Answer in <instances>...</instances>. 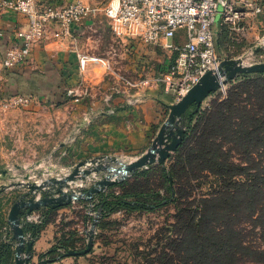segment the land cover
I'll list each match as a JSON object with an SVG mask.
<instances>
[{
    "label": "rangeland",
    "instance_id": "obj_1",
    "mask_svg": "<svg viewBox=\"0 0 264 264\" xmlns=\"http://www.w3.org/2000/svg\"><path fill=\"white\" fill-rule=\"evenodd\" d=\"M85 1L91 9L88 16L90 19L76 38L77 49L82 54L83 77L76 85L75 91L78 97L82 96L81 100H72L73 98L67 95L63 78L54 82L53 68L48 69L44 66L34 69L30 74L22 75L9 69L1 70L0 102L15 94L24 93L29 94L31 104L39 108L30 110L29 105L26 108L3 109L0 106V170L6 169V175L0 177V242H12L11 238L4 239V236L12 235L7 218L15 201L33 196L42 198L58 195L56 191L58 185L49 181L64 178L80 162L97 158L100 160L99 163L106 166L119 167L140 157L151 148L160 126L169 113V104H165L159 95H170L172 103L177 101L175 96L165 93L162 84L156 81L160 73L172 62V57L158 47L140 43L129 45V42L118 38L114 32L113 20L105 12L109 0ZM227 33L223 40L218 36L216 38L218 53L222 59H234L242 65L264 62V26L249 35ZM242 75H237L219 90L211 93L199 107L206 110L213 100L218 97H220L218 101L224 99L229 82ZM144 95L146 99L156 101L154 103H157L162 111L160 116L156 117L158 120L152 122L150 133L141 146L106 152L94 157L79 153L76 139L71 141L77 129L74 127L75 122L70 118V112L76 108V104L86 100V105H89L90 102L107 96L105 106L111 111H118L127 107L136 108L144 99ZM117 99L120 101L116 103ZM178 126L186 130L184 117ZM72 145L77 148L75 151L70 150ZM173 152L169 153L163 163L155 162L147 167L132 170L128 176L114 184L128 180L134 172L154 166L160 165L168 169ZM261 165H264V157ZM106 174L105 170L91 173L83 180L69 182L62 189L85 193ZM139 180L142 188L160 189L162 185L158 172H152L151 180L147 184H142V177ZM201 181V188L205 191L214 178ZM29 184H39L42 187L31 191ZM114 184L94 193L91 199H77L61 206L65 210H59L60 207L54 208L57 210L50 215L52 224H49V228L57 234L56 242L61 240L67 247L76 251L84 249L90 224L100 207L98 206L100 193L121 191L120 187H111ZM45 208L49 207L37 208L29 214H38L44 218ZM175 213L172 204L153 211L120 209L105 217L102 210V216L94 229L91 249L83 255L74 257H86L95 264H145L155 246L160 248L166 235L171 234L169 224L173 223ZM23 217L21 215L22 226ZM262 248L264 249V244ZM66 251L60 248L56 257H60ZM29 264H33L31 260Z\"/></svg>",
    "mask_w": 264,
    "mask_h": 264
},
{
    "label": "trees",
    "instance_id": "obj_2",
    "mask_svg": "<svg viewBox=\"0 0 264 264\" xmlns=\"http://www.w3.org/2000/svg\"><path fill=\"white\" fill-rule=\"evenodd\" d=\"M229 83L224 99L213 100L206 110H186V130L168 169L158 165L134 172L111 186L120 192L99 195L103 217L120 209L174 205L171 234L145 264H264V73ZM152 172L159 173L161 188H142L139 178L147 184ZM211 177L203 191L201 180ZM57 209L46 208L40 224H23L24 233L36 238ZM60 248L70 249L58 240L40 257L54 258ZM12 259L9 242L1 241L0 264Z\"/></svg>",
    "mask_w": 264,
    "mask_h": 264
},
{
    "label": "built area",
    "instance_id": "obj_3",
    "mask_svg": "<svg viewBox=\"0 0 264 264\" xmlns=\"http://www.w3.org/2000/svg\"><path fill=\"white\" fill-rule=\"evenodd\" d=\"M254 13L260 6L249 4ZM11 10L22 14L27 28L17 33V43L3 54L1 66L9 69L22 65L31 49L46 40L67 43L76 53L83 71L82 54L76 46L74 24L86 19L91 9L81 0L65 5L39 3L38 0H0V12ZM105 12L113 20L116 36L125 42L158 47L172 57V62L156 78L165 93L177 100L196 84L207 71L217 72L222 58L218 53L213 26L219 21L230 31L240 32L244 12L232 0H109ZM3 30L0 28V39ZM67 95L78 100L75 89ZM30 96L16 94L0 102L3 109L26 108ZM43 217L29 214L22 224H39ZM30 236L29 234H26Z\"/></svg>",
    "mask_w": 264,
    "mask_h": 264
},
{
    "label": "crops",
    "instance_id": "obj_4",
    "mask_svg": "<svg viewBox=\"0 0 264 264\" xmlns=\"http://www.w3.org/2000/svg\"><path fill=\"white\" fill-rule=\"evenodd\" d=\"M38 1L44 3L49 2L46 0ZM73 1L76 0H55L54 2L49 3L65 5ZM81 1L88 4L85 0ZM232 2L235 8L244 12V16L240 23L242 29L240 32L229 31L225 25H222L217 21L213 26L215 38L218 36L223 40L227 31L230 33L249 35L255 33L256 30H259V28L264 26V0H232ZM249 4L260 6V12L254 13ZM89 19L90 17H87L80 24H74L72 26V31L76 36H79L82 33L85 27L84 25L89 23ZM0 28L3 30V37L0 39L1 74V70L6 69L1 66L4 51L8 47L17 43V33L27 28V20L20 13L11 10L2 11L0 12ZM226 29L227 31H225ZM129 45H134V42H129ZM44 66L48 69L53 68L54 82L58 81L60 78L64 79L66 83L65 89H75L76 85L81 82V78L83 77L78 66L76 53L68 49L67 43H61L51 39L35 45L31 49L25 62L22 65L9 68V71L20 73V75L30 74L34 69L44 68ZM20 94L30 96L29 94ZM159 96L165 104L168 105L172 103L170 95L160 94ZM106 98L107 96H105V98H100V100H94L90 102L89 105H86V100L83 102L81 101V103L76 104V108L70 112V118L72 122H75L74 127L77 129V132L73 134L71 141L76 139V147L79 148L80 154L91 155L94 157L106 154V152H116V150L120 149H133L141 146L145 142L147 135L150 133L149 128L152 122L158 120L156 117H159L160 111H162V109L157 106V103H154L156 101L146 99L145 95L142 102L136 105V108L127 107L118 111H111L105 106L104 102L107 103ZM78 99L81 100L82 96L80 95ZM118 101H120V99H117L116 103ZM28 108H30V110H36L39 106L32 103ZM72 149L75 151L77 148H74L72 145L70 150ZM59 210H65V208ZM51 222L45 225L39 235L34 238L31 259V263L33 264H36L41 258V253L46 252L56 242L57 234L49 228V224H52ZM85 222L86 220L84 218V227ZM5 237L10 240L11 234H8V236L5 235L4 239ZM9 244L14 254V246H12V242L9 241ZM48 264L95 263L86 257L76 258L70 256Z\"/></svg>",
    "mask_w": 264,
    "mask_h": 264
},
{
    "label": "water",
    "instance_id": "obj_5",
    "mask_svg": "<svg viewBox=\"0 0 264 264\" xmlns=\"http://www.w3.org/2000/svg\"><path fill=\"white\" fill-rule=\"evenodd\" d=\"M250 73H264V62L242 65L234 59H222L216 73L207 71L185 95L179 98L175 103L168 105L169 113L167 119L160 126L151 148L140 157L128 163H123L119 167L106 166L103 163H99L100 160L97 158L80 162L64 178L51 179V181H49L58 185L56 188L57 193H59L58 195L42 198H35L33 196L26 200L19 199L15 201L9 210L7 218L8 224L12 230L11 240L14 246V264H29L32 258V245L34 239L24 233L21 225V215L26 216L31 211L44 206L58 208L77 199H91L94 193L103 191L106 186L121 181L128 176L132 170L147 167L155 162L163 163L164 160L168 158L169 153L175 151L181 141L184 128L179 127L178 123L183 119L186 110L190 106H194V111H196L207 96L219 90L228 81L233 80L239 74ZM170 127L171 129H169ZM168 129L169 132H167ZM100 170H105L107 174L85 193L71 192L62 189V187L69 184V182L83 180L91 173ZM5 175L6 169H1L0 177H4ZM29 187L31 191H35L42 186L39 184H29ZM101 216L102 208L100 206L90 224L89 235L84 249L79 251L69 249L60 257L39 259L38 264H48L62 257L87 253L93 245L94 229Z\"/></svg>",
    "mask_w": 264,
    "mask_h": 264
}]
</instances>
